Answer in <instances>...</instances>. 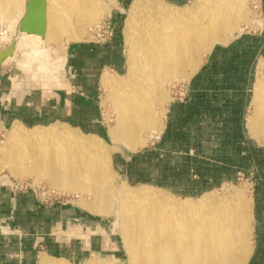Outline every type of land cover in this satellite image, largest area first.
<instances>
[{"label":"bare ground","instance_id":"bare-ground-1","mask_svg":"<svg viewBox=\"0 0 264 264\" xmlns=\"http://www.w3.org/2000/svg\"><path fill=\"white\" fill-rule=\"evenodd\" d=\"M244 1L219 0L207 7L206 0H199L203 13L196 17L182 8L150 1L148 5L161 13L165 27L163 43L166 49L162 50L149 46L146 41L135 40L128 33L134 23L135 12L145 4L143 0L134 1L125 20L128 73L134 78L127 84L114 79L113 74L104 72L101 75L106 89L116 87L110 97L117 113L116 122L109 129L111 138L122 140L126 147L135 150L146 141L145 131L161 129L156 106H162L164 97L161 93L155 96L151 100L157 105L152 106L144 95L148 86L146 81L151 83V87H157L155 74L159 71L162 81L193 74L202 62V55L215 43H224L242 30L239 22L247 21ZM22 12L23 0H0V23L11 24ZM102 13L103 7L94 0H46L44 34L21 32L18 29L20 18L14 47L0 61V72L2 62L13 58L16 48L21 47L25 52L30 50L31 55L27 54L30 59L50 56L58 59L62 67L66 61L65 43L84 36L87 26L96 22ZM76 17L80 18L75 22L73 19ZM138 60L143 63H137ZM257 87L256 108L248 119L249 130L255 137L261 135L264 127V79L258 80ZM78 141L75 132L68 129L48 125L27 128L15 121L8 131V149L3 158L15 175L32 173L35 181L46 175L54 186L85 192L94 200L99 199L102 208L91 207L93 212H107L112 199L117 198L129 264H245L251 249L247 221L250 218V201L241 190L234 189L223 198L206 193L196 198H173L149 185L135 188L121 185L113 190L112 185L106 182V177L113 176L106 156L96 159L93 152L90 153L87 146ZM39 145H44L49 153L40 154L44 150L38 148ZM26 150L30 151V160L35 164L31 169L21 166L18 161L25 156L22 153ZM39 262L69 264L63 260L56 262L47 255H41ZM104 262L98 258L84 264Z\"/></svg>","mask_w":264,"mask_h":264},{"label":"crops","instance_id":"crops-1","mask_svg":"<svg viewBox=\"0 0 264 264\" xmlns=\"http://www.w3.org/2000/svg\"><path fill=\"white\" fill-rule=\"evenodd\" d=\"M134 1L112 0L105 19L109 36L104 41L89 39L68 46L66 76L70 71L82 87L94 89L103 72L122 71L121 18ZM167 1L185 5L190 0ZM254 7L256 28L242 29L226 42L215 43L185 79L182 98L171 90L155 141L136 151L119 148L114 159L126 181L193 198L234 179L238 172L250 171L251 249L245 264H264V145L248 132L246 115L254 69L264 58V0H255ZM4 82L0 79V125L42 121L62 109L61 102L50 105L49 92L42 90L37 96L31 90L17 91L16 86L10 91ZM101 228V221L92 215L44 202L31 186H0V264H36L39 254L50 251L81 261L114 250L113 236L102 234Z\"/></svg>","mask_w":264,"mask_h":264},{"label":"rangeland","instance_id":"rangeland-1","mask_svg":"<svg viewBox=\"0 0 264 264\" xmlns=\"http://www.w3.org/2000/svg\"><path fill=\"white\" fill-rule=\"evenodd\" d=\"M25 1L26 0H23V12L17 16V19L15 20V22H12L11 24H7L4 22L0 23V32H1L0 39L2 40L0 41L1 49H4L6 45L11 44L14 41L16 37V33L18 32L17 25H18L19 19L25 12ZM143 1L146 7L143 5L141 8H139L135 12V16H134L135 20L133 19L134 23L132 27L128 29V33H131L134 36L135 40L148 42L150 44L149 46L154 45L159 50L166 49V45L163 43L165 42L164 40L165 38L163 37L164 36L163 33L165 32L164 30L165 27L163 26V23H162V18H161L162 15L156 9L148 5V3L152 0L150 1L143 0ZM157 1L161 5L171 4L167 0H157ZM217 1L219 0H206V6L208 7V5H211L212 3H215ZM224 1H227V0H224ZM94 2L99 3L103 7V13L99 17V19L96 20V22H93V24L87 26V28L85 29L86 32L84 36H82L79 39H73L67 42L65 41L66 42L65 43V53H67L68 46L73 43L82 42L84 40H89V39L90 40L92 39L95 41L94 37L90 35V29L92 28L94 29L97 25H100L101 23L105 21L108 13L111 10L113 3H112V0H94ZM254 3H255V0H245L244 1V7L246 8L245 15L247 14L246 15L247 21L241 20L239 22L243 30L252 29V28L254 29L256 28L257 23H259L258 16L256 13V8L254 7ZM132 4H131V7H132ZM199 4H200L199 0H190L185 5H173L172 4L171 6L182 8L184 11L187 10L186 11L187 13H192L193 14L192 16L196 17L199 15H202L203 13L202 7ZM129 9H126V11L123 13V17L121 18L122 38H123V47H124V68L122 69L121 72H113V71L107 72L106 71L107 73L111 75L113 74L112 76H114V79L122 80L127 84L131 83V80L134 78V75L133 77H131L129 76V73H128L129 72L128 46H127L128 44L126 42V33H125V30H126L125 20H126ZM79 18L80 17H76L73 19V21L76 22L79 20ZM19 49L16 48L15 50L16 54L14 55L13 58L9 60L11 62L7 60L9 62V65L7 64L8 62L6 60L5 62L4 61L2 62L0 79L3 81H7V82H4L5 87H7V89L10 91L11 90L14 91L12 87H15V86L17 87V91L28 92L31 90L37 96L41 94L42 90L44 92L50 91L48 94V98H50L48 100L51 102L50 105L55 106L54 105L55 102L62 103V109L58 108L56 109L55 112L53 111L51 114L49 113L48 117H46L45 120L33 121L25 125L22 124L24 127L33 128L36 125H42V126L48 125V126H57L60 129H68V130L75 132V135H77V140H79L78 142H81L83 145L87 146L86 147L87 150L90 153L93 152V155H94L93 157H95L96 159L97 158L101 159L102 156L105 155L106 159H108V161L110 162L109 168L110 169L112 168L111 171H112L113 176L111 175L112 178L106 177V176L105 177H106V182L112 185L113 190H115L117 186H121V185H123L126 188H135L140 185L141 186L149 185V186H152L154 190L160 193L167 194L173 198L174 197L175 198L189 197L186 195H179L172 191H168L163 188L153 186L150 184L140 183V182L130 181V180L126 181L125 179L121 178L118 166L115 164L114 155L119 148H123L125 145L122 140H115L111 138V136L109 135V129L115 124L116 118H117V113L114 108V104L111 102V99H110L111 95L115 92L116 87L111 86L110 88L106 89L102 84L101 78L100 80L98 78L96 79L93 85L95 87L94 89L92 87H84V86L82 87L80 82L74 79L70 71L67 72V76L65 75L66 74L64 72L65 66L62 65L61 67V64H59L60 61L58 59L57 61L50 56L47 57L48 59L47 58L40 59L36 57L30 59L28 58L29 56H27V54L31 53L30 50H28V52L27 51L25 52L23 47ZM17 52L21 53V54L19 53L20 56L17 55ZM205 54L202 55L203 58ZM26 60L28 61L25 62ZM46 61H49V63L51 64H48V62ZM140 62L143 63V61L141 60L140 61L138 60L137 63L140 64ZM37 64H39V66ZM55 65H56V68H54ZM51 67H53L54 69ZM147 67L148 66H146V68ZM21 68H24V69H21ZM27 70H29V72ZM57 70L59 71L57 72ZM37 74L39 75V78ZM155 77L157 81V87H151V83L149 81H146L148 86L146 88L147 92H145L144 95L146 99L150 101L149 103H151L152 102L151 99L155 98V96H158V94L161 93L163 95L164 101L162 103V106L160 104L156 106L157 105L156 102L151 103L152 106L157 107L156 115L157 116L159 115L158 116L159 123L162 124L163 115L165 112L166 104L170 98L171 90L181 89V88L184 89L185 79H187L188 76L187 77L184 76L183 78L173 76L172 78H169L168 81L166 80L162 81L161 72L159 71V73L155 74ZM259 79L261 80L264 79V58L259 60V62L256 64L255 69H254V81L251 87L249 102L247 104V109H246L247 110L246 115L248 119L256 108L255 97L258 96L256 93H257V88H258L257 82ZM13 80H14V84H13ZM59 87H61L62 89ZM111 88H113V91ZM66 98H67V101H66ZM56 105H58V103ZM12 125L13 124H11V122H8L5 125H0V131L4 134L0 142V175H6L11 181H17L20 183L22 182L24 184H27L28 187L29 186L33 187L38 197L43 199V201L46 203H51L52 205H61L62 207H66V209H68L69 211H72L75 209L79 213L82 212L84 214L92 215L93 217H95V220L101 221L102 223V228L100 229L101 233L102 234H105L106 232L111 233L117 245V246L116 245L112 246L114 247V250H112L113 248H110L109 251H106V250L100 251V252L92 254L89 257H86L85 259L81 261L70 260L66 256H63L58 252H52V251L42 253L41 255L50 256L56 262H58L59 260H63V261L68 262L69 264H84L87 260L98 259V258L106 261L104 262L105 264H129L128 252H127L126 246L122 238V224L123 223H122V214L119 213V200L117 198L115 200L112 199L111 207L109 208V210L107 212L99 214V213L93 212V210H91V207L102 208L100 207L101 202L99 201V199L94 200L93 198H91L89 194L85 192H79V191L76 192V190H72V189L67 190V189L54 186L51 182L50 177L46 175L40 176V179L35 181L32 176V173L31 174L27 173L26 175L25 174L24 175L13 174L10 171L6 161L3 158L5 157L4 153H6L8 149L7 148V136H8V131ZM156 129H153L154 131L152 130L145 131L143 135L146 137V141L144 142L143 145L138 146V148H136L135 150L139 149L140 147L144 146L147 143L149 144L150 142L155 141L156 134L161 130L160 128H156ZM249 132L251 133L250 130ZM252 136L255 137L254 135ZM255 138H257L259 143L264 145V127H263V132H261V135ZM25 145H27V143ZM38 148H41L42 150H44V151H41V153L40 151H38L40 154H44L43 152L49 153V150L44 145H39ZM26 151L22 153L25 156H22L21 158H19L18 161L21 166L27 169H31L35 166V164L34 162H31L30 160V151L29 150H26ZM100 161L101 160H98V162ZM234 189L241 190L242 193L247 198H249V201L251 203L252 174L250 171L249 172H238L234 179L227 181L226 183H224L223 185L217 188L207 191L206 194H210L218 198H223V197H227L230 191ZM194 198H196V196ZM247 221H248V225H250V218H248ZM68 222H69V219L67 220L66 225L69 224ZM54 227H55V223L53 224V228L50 232L54 231ZM249 230H250V226H249ZM249 235H250V231H249ZM249 242L251 243L250 236H249ZM107 248H109V246ZM37 250H41L40 247H37ZM41 255L39 254L37 256L36 264H40L39 257Z\"/></svg>","mask_w":264,"mask_h":264},{"label":"water","instance_id":"water-1","mask_svg":"<svg viewBox=\"0 0 264 264\" xmlns=\"http://www.w3.org/2000/svg\"><path fill=\"white\" fill-rule=\"evenodd\" d=\"M45 8L46 0H26L25 12L20 19L18 29L21 32L43 35L46 25ZM13 42L0 50V61L13 49Z\"/></svg>","mask_w":264,"mask_h":264},{"label":"built area","instance_id":"built-area-1","mask_svg":"<svg viewBox=\"0 0 264 264\" xmlns=\"http://www.w3.org/2000/svg\"><path fill=\"white\" fill-rule=\"evenodd\" d=\"M90 35H92L95 41L97 42L104 41L109 36V26L107 25L106 21H104L100 25H97L94 29H90ZM0 41L2 40L0 39ZM175 92H176L175 95L177 97L182 98L185 95L186 91L185 89L181 88V89H175ZM3 136L4 134L0 131V142ZM10 183L15 184V186L19 189L27 187V184H24L22 182L20 183L17 181H11L6 175H0V186L3 184H10Z\"/></svg>","mask_w":264,"mask_h":264}]
</instances>
